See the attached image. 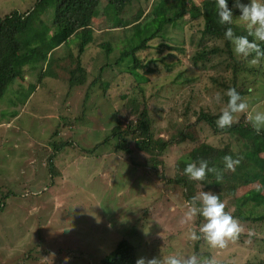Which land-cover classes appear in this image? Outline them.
Wrapping results in <instances>:
<instances>
[{
  "label": "rangeland",
  "instance_id": "obj_1",
  "mask_svg": "<svg viewBox=\"0 0 264 264\" xmlns=\"http://www.w3.org/2000/svg\"><path fill=\"white\" fill-rule=\"evenodd\" d=\"M142 1L149 9L152 0ZM36 2L0 0V17L14 10L23 11ZM105 8L114 15L111 6ZM45 16L38 23V29L46 32V40L50 41L54 31L45 27L51 22ZM103 19L102 15L95 25L96 34H104L100 28ZM191 24L183 29L171 28L169 35L186 47V55L175 52L190 74L202 76L189 59L195 48L190 39L200 26ZM122 27L121 24L112 34H104V38L113 35L120 40L125 35ZM127 40L126 37L123 41ZM79 42L73 36L55 49L51 47L44 67L42 64L27 66L24 78H17L0 97V203L4 205L0 210V264H101L102 258L122 238L135 242L138 258L194 254L197 241L189 239V231L197 228L196 218L192 223L183 222L190 204L181 190L146 173L150 169L148 157L136 150L134 144H131L134 149L131 156L122 152L98 156L101 147L96 145L119 128L117 109L124 110L127 102L130 104L128 95L121 97V93L129 91L126 83L130 74L117 75L110 85L112 76L126 67V62H116L121 53L119 48L114 45L110 52L105 50L104 57L101 46L95 43L78 60ZM46 45V49L50 47ZM79 67L87 71L76 70L77 82L72 87L67 75ZM206 77V74L200 77L196 89L197 93L199 87L203 91L202 103H211L212 99L205 93ZM94 78L98 80L92 82ZM174 78L173 74L163 71L153 81L173 88ZM34 85L38 87L28 97ZM150 88L148 96L153 94L150 105L154 107L151 110L158 122L163 127L168 125V120L163 121L165 116L180 123L183 117L174 108L179 107L181 99L167 95L171 93L160 91L152 84ZM247 101L251 103L250 98ZM254 104L249 111L264 110V100ZM127 117L124 115L122 121L127 122L124 119ZM203 134L220 145L221 137L213 136L208 127ZM105 145L107 149L113 147ZM85 149L95 152L85 154ZM185 152L180 148L161 157L168 176L176 173L177 158ZM241 189V211L264 214V203H261L264 188L254 183L242 185ZM254 192L258 196L248 198ZM136 225L146 241L144 245L133 237ZM253 226L254 223L246 224L245 238L235 240L234 244L229 242L224 249H211L206 241L200 240L198 255L203 258L211 253L219 264H244L247 260L264 258V245L254 244V234L264 237L263 231L255 233ZM249 232L253 234L250 236ZM259 244L263 246L262 251L258 249Z\"/></svg>",
  "mask_w": 264,
  "mask_h": 264
},
{
  "label": "trees",
  "instance_id": "obj_2",
  "mask_svg": "<svg viewBox=\"0 0 264 264\" xmlns=\"http://www.w3.org/2000/svg\"><path fill=\"white\" fill-rule=\"evenodd\" d=\"M242 2L249 3L250 0ZM228 3L229 7H232L234 0H228ZM105 6L112 7L113 16L106 11ZM233 12L235 16L240 15L239 9L234 8ZM45 14L51 18L50 24L45 27L54 31L50 41L46 40V32L38 29V23L43 21ZM102 15L104 19L100 28L104 31L101 33L112 34L114 29L122 24L124 37L116 40L113 35H105L108 36L105 39L104 34H96L98 30L95 25ZM189 23L200 25L190 39L195 48L189 59L202 76L207 75L205 93L212 99L211 103H202L203 91L200 87L197 93L196 87L199 86L198 81L202 76L193 72L190 74L183 59L175 52L186 55V47L177 44L169 35L171 28L183 29ZM232 27L237 34L246 35L243 27L236 24ZM224 31L225 27L217 23L215 0H152L149 9L144 7L142 0H37L34 5L23 11L14 10L0 17V97L17 78H24V73L28 72L27 66L42 64L44 67L49 61L48 51L51 47L55 49L73 36L80 39L78 60L89 45L98 43L97 46H101L104 57L105 50L108 53L116 45L121 52L116 62L124 61L126 67L112 76L110 85L117 75L130 74L126 83V88L130 87L129 91L121 93L122 98L128 95L130 104L127 102L126 109L129 111L117 109L119 128L96 145L101 147L98 156L110 152H122L131 156L134 151L131 144H134L136 150L148 157L150 169L146 173L153 174L157 179L162 178L164 183L180 189L188 204L197 193L212 191L220 196L226 205L225 210L233 215L243 228L248 223H254L251 229L255 233L263 231L264 234V214L251 215L241 211L239 201V196L243 193L242 185L257 183L264 188V131L256 134L251 125L246 123V114H238V123L233 124L231 128L219 129L216 126L221 109L227 104L228 97L225 92L229 87H235L246 100L250 98L249 107L253 103H262L264 61L259 67H249L245 59H238L233 54L231 43L225 39ZM126 37L127 42L123 41ZM98 39L100 42H97ZM183 41L185 42V39ZM46 43L50 45L47 49ZM170 58L172 60H169ZM104 68H101L102 73L105 72ZM76 70L86 69L79 67L69 71L67 77L69 76L72 87L77 82ZM163 71L174 75L173 88L153 81V77ZM43 74L45 75V71ZM96 80L98 78H94L92 82ZM150 84L160 91L171 93L167 95L181 99L179 107L174 108L179 109L178 112L183 117L180 123L165 116L163 121H169L168 125H164L165 128L162 122H158L151 110L154 107L150 105L153 94L148 96ZM37 87L38 85L32 86L33 91L27 96H31ZM217 93L222 97L219 103L214 100ZM124 115H128L124 118L127 122L122 121ZM77 119H81V116ZM206 127L213 136L221 137L220 145H216L203 134ZM162 133L168 135L164 136ZM105 144H112L113 147L107 149ZM180 148L187 152L178 156L176 173L168 176L165 173V161L161 157ZM94 152L93 149H85V154ZM225 155L240 159L241 162L235 171L225 170ZM201 158L208 160L210 167L215 166L222 171L223 180L220 183L216 182V175L213 173H209L205 181H192L187 178L183 171L186 162H198ZM131 162L136 163L135 160ZM257 196L258 192H254L248 198L254 199ZM3 206L0 203V210ZM202 223L203 218L197 216V229ZM135 227L132 233L134 238L140 239L139 243L143 239L140 229L137 225ZM245 234L242 232L237 240L244 239ZM145 242H142L143 245ZM258 242L264 245V237L256 233L255 246ZM261 244L258 249L262 251ZM199 245V241L194 243V254H199ZM137 248L132 239L122 238L116 247L102 258L101 264H136ZM208 256L212 254L209 253ZM244 264H264V258L257 261L247 260Z\"/></svg>",
  "mask_w": 264,
  "mask_h": 264
},
{
  "label": "clouds",
  "instance_id": "obj_3",
  "mask_svg": "<svg viewBox=\"0 0 264 264\" xmlns=\"http://www.w3.org/2000/svg\"><path fill=\"white\" fill-rule=\"evenodd\" d=\"M215 2L217 23L225 27L224 37L231 43L233 54L238 59H245L249 67H259L264 61V0H250L249 3L234 0L232 7H229L228 0ZM234 8L240 10L239 16L234 15ZM233 24L243 27L246 35L237 34L232 27ZM225 95L228 100L216 120L217 128H231L233 124L238 123V114H246V123L251 125L256 134L264 131V110L249 111L247 100L235 87H229ZM221 99V95L217 93L216 102L219 103ZM223 161L227 171H235L241 162L239 158L234 159L231 155H225ZM183 171L192 181H205L209 173L216 175L217 183L223 180L222 171L215 166L210 167L209 161L203 158L198 162H186ZM225 208L226 205L220 196L212 191H202L194 195L184 214L183 222L192 223L194 218L201 216L203 223L198 229H190L189 239L204 240L211 249H224L229 242L237 240L243 232V226ZM248 234L251 236L253 233ZM136 264H219V261L215 255L202 258L198 254H190L140 257Z\"/></svg>",
  "mask_w": 264,
  "mask_h": 264
},
{
  "label": "crops",
  "instance_id": "obj_4",
  "mask_svg": "<svg viewBox=\"0 0 264 264\" xmlns=\"http://www.w3.org/2000/svg\"><path fill=\"white\" fill-rule=\"evenodd\" d=\"M26 103H27V101H26ZM2 123H4V122H2Z\"/></svg>",
  "mask_w": 264,
  "mask_h": 264
}]
</instances>
